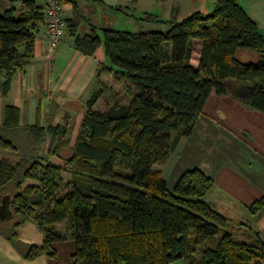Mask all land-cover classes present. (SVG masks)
Returning <instances> with one entry per match:
<instances>
[{
	"label": "trees",
	"instance_id": "obj_1",
	"mask_svg": "<svg viewBox=\"0 0 264 264\" xmlns=\"http://www.w3.org/2000/svg\"><path fill=\"white\" fill-rule=\"evenodd\" d=\"M62 2L64 0H61ZM0 9V93L22 69L33 48L34 0ZM144 18L164 30L103 29L101 37H76L79 48L102 44L107 63L95 71L96 89L84 102L74 143L67 128L18 124L6 105L0 123V233L25 257L55 256L54 241L73 239V264H264V242L225 230L227 218L204 199L213 185L198 168L183 171L169 188L154 166L164 164L178 140L193 133L212 90L231 94L264 112V41L255 21L236 0H215L210 12L180 20ZM193 39L201 40L198 64L190 62ZM168 45V46H167ZM240 49L257 52L241 61ZM48 153L40 156L45 135ZM69 171L64 180L62 172ZM264 200H256L251 211ZM32 220L41 245L23 244L16 228ZM64 223L60 233L55 224Z\"/></svg>",
	"mask_w": 264,
	"mask_h": 264
},
{
	"label": "crops",
	"instance_id": "obj_2",
	"mask_svg": "<svg viewBox=\"0 0 264 264\" xmlns=\"http://www.w3.org/2000/svg\"><path fill=\"white\" fill-rule=\"evenodd\" d=\"M21 1L0 0V9L12 2L24 12ZM34 1L42 11L44 0ZM236 1L255 21L264 41V0ZM214 5L215 0H64L62 15L67 27L54 49L48 46L43 18L35 20L32 53L25 66L12 75L8 92L0 93V123L6 105H12L18 110L19 125L65 126L69 146L72 145L84 113L83 104L96 89V68L107 63L102 44L88 52L86 47L76 45L77 36L101 37L103 29L161 30L167 24L144 18V12L162 20H180L195 11L210 12ZM201 43L199 39L192 41L190 62L194 66L199 61ZM238 51L237 57L243 61ZM246 52L252 58L249 61L258 59L256 51ZM52 141L51 134L45 135L40 156L63 164L62 158L48 153ZM180 158L185 163L176 169ZM194 167L213 180L204 199L227 218L225 230L239 239L264 242V204L255 212L250 209L256 200H264V112L246 106L231 94L212 90L193 133L180 137L168 160L158 169L163 178V168L169 169L173 186L183 171ZM64 173L70 172L61 173L66 180ZM55 227L63 233L65 224ZM15 232L23 244L39 246L43 242L41 232L30 219L19 224ZM52 247L56 252L53 257H25L0 233V264H73V239L54 241ZM168 264L188 263L179 258Z\"/></svg>",
	"mask_w": 264,
	"mask_h": 264
},
{
	"label": "built area",
	"instance_id": "obj_3",
	"mask_svg": "<svg viewBox=\"0 0 264 264\" xmlns=\"http://www.w3.org/2000/svg\"><path fill=\"white\" fill-rule=\"evenodd\" d=\"M61 0H44L42 18L45 22L48 46L52 50L60 42L67 24L62 15Z\"/></svg>",
	"mask_w": 264,
	"mask_h": 264
},
{
	"label": "rangeland",
	"instance_id": "obj_4",
	"mask_svg": "<svg viewBox=\"0 0 264 264\" xmlns=\"http://www.w3.org/2000/svg\"><path fill=\"white\" fill-rule=\"evenodd\" d=\"M165 28H166V27H164V28L160 27L161 30H164ZM121 29L126 30V28H121ZM130 29H132V28H130ZM133 29H134V28H133ZM128 30H129V29H128ZM129 31H130V30H129ZM131 31H136V30H131ZM246 50H249V49H240V51H238V52H239L238 54H239L240 58H241L243 61H249L250 59H252V58L250 57L249 53L246 52ZM172 157H173V156H172ZM171 159H172V158H171ZM171 159H170V160H171ZM170 160H169V161H170ZM49 162H50V161H49ZM51 163H53V162H51ZM184 163H185L184 158H180V159L178 160V162H177L175 168H176V169H179L180 167H182V166L184 165ZM159 165H160V164H156L154 167H155V168H158ZM165 166H166V165H165ZM65 172H69V171H65ZM162 173H163V175H164V178L168 180V186H169V187L172 186V184H171L172 173L169 172V169H165V168H163ZM69 176H70V174L68 175V174H65V173H64V178H65V179H69V178H70ZM59 228H60V227H59Z\"/></svg>",
	"mask_w": 264,
	"mask_h": 264
},
{
	"label": "water",
	"instance_id": "obj_5",
	"mask_svg": "<svg viewBox=\"0 0 264 264\" xmlns=\"http://www.w3.org/2000/svg\"><path fill=\"white\" fill-rule=\"evenodd\" d=\"M1 213H2V211H1V209H0V215H1Z\"/></svg>",
	"mask_w": 264,
	"mask_h": 264
}]
</instances>
